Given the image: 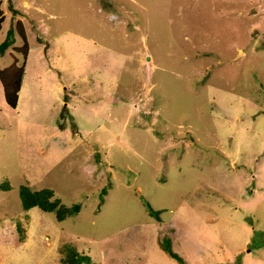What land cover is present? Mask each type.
I'll use <instances>...</instances> for the list:
<instances>
[{
  "label": "rangeland",
  "instance_id": "374dc122",
  "mask_svg": "<svg viewBox=\"0 0 264 264\" xmlns=\"http://www.w3.org/2000/svg\"><path fill=\"white\" fill-rule=\"evenodd\" d=\"M0 7V42L19 18L29 43L14 107L0 85V264H58L62 243L182 264L165 236L189 264H264V0ZM21 183L79 209L23 210Z\"/></svg>",
  "mask_w": 264,
  "mask_h": 264
},
{
  "label": "trees",
  "instance_id": "16d2710c",
  "mask_svg": "<svg viewBox=\"0 0 264 264\" xmlns=\"http://www.w3.org/2000/svg\"><path fill=\"white\" fill-rule=\"evenodd\" d=\"M3 19L4 14L2 8L0 7V28ZM13 32L21 38L20 44H13L15 40ZM9 46L14 53L21 55L22 61L17 62V56H15L14 53L12 55L9 53L11 55V61L7 65L0 67V85L5 103L14 107L16 105L18 95L17 92L19 90L24 71L23 60L25 59L29 48L24 26L22 20L19 18H16L13 22V26L7 29L5 38L0 42V54L4 53L6 48ZM0 187L2 189H8L9 184L5 181H1ZM17 194L23 210H26L31 206H37L44 211H53L57 220H61L66 215L73 214L79 209L78 202H73L68 205L61 202L60 199L54 195L53 189L48 186L33 188L28 183H21L17 187ZM147 206L149 212L158 216L159 210L153 209L149 204H147ZM24 217H27L26 213L24 214ZM15 229L17 231L18 238L23 240L26 233L25 228L19 220L15 222ZM159 245L179 263L189 264L179 253L172 249L169 236H165L163 239L159 240ZM58 250L61 254L58 258V264L88 263V256L81 254L72 244L62 243L58 247ZM234 264H239L238 258H235Z\"/></svg>",
  "mask_w": 264,
  "mask_h": 264
},
{
  "label": "crops",
  "instance_id": "0c3cea01",
  "mask_svg": "<svg viewBox=\"0 0 264 264\" xmlns=\"http://www.w3.org/2000/svg\"><path fill=\"white\" fill-rule=\"evenodd\" d=\"M3 14H4V11H3Z\"/></svg>",
  "mask_w": 264,
  "mask_h": 264
}]
</instances>
